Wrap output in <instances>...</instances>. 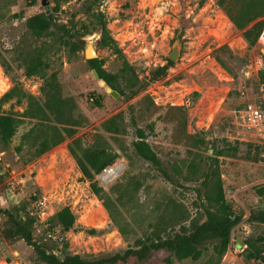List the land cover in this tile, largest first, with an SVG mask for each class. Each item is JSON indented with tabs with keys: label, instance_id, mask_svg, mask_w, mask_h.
Masks as SVG:
<instances>
[{
	"label": "rangeland",
	"instance_id": "rangeland-1",
	"mask_svg": "<svg viewBox=\"0 0 264 264\" xmlns=\"http://www.w3.org/2000/svg\"><path fill=\"white\" fill-rule=\"evenodd\" d=\"M84 2L60 0L58 21L66 23L74 19L79 24L89 21L87 14L83 13ZM198 3L199 0H98L94 5L104 15L111 37L140 77L147 75L152 67L167 62L175 41L181 45L179 57L167 69L165 77L150 81L142 93L125 99L112 97L103 89V82L93 78L83 50L72 54L64 47L58 48L51 37L37 39L31 34L25 19L44 10L40 0H0V60L11 66L10 72L5 73L0 65V96L18 83L25 92L41 97V79L25 76L21 65L22 55L44 41L50 65L47 72H58L63 96L72 97L76 103L81 124L74 137L80 139L81 144L90 143L94 133L102 132L100 125L106 118L130 104L136 111L138 104L135 101L147 95L159 107L149 119L156 120L154 131L158 135L154 141L161 151L160 157L167 156L172 162L181 158L188 160L192 158L188 148L182 144L177 146L168 138L170 130L165 128H169L170 123L157 118L164 114L168 105L186 106V132L204 133L206 139L221 138L238 146L235 154L221 156L218 161L225 198L232 209L242 215L230 229L227 250L218 264H264V222L259 218L264 217V139L253 138L234 120V111L253 98L259 85L264 83V42L257 40L254 45H248L217 6L216 0H204L200 6ZM49 5L51 9L55 0H49ZM182 12L195 25L177 36L175 29ZM92 34L101 35L97 29L84 36ZM222 45H227L229 53L240 57L243 64L223 53L221 57L232 71L221 66L212 52ZM96 48L98 58L104 61L103 67L111 72L117 71L121 58L99 42H96ZM194 91L199 92L197 97L192 95ZM10 103L3 107L13 113L23 111L25 106L24 100L20 105L11 106ZM27 128L28 124L22 126L8 145L0 142V209L7 208L10 203H23L27 211L35 214L41 210L36 203L42 200L43 213L40 216L35 214V235L47 247H59L67 242L70 252L81 254L88 260L123 254L128 246H134L137 239L151 230L150 223L155 222L157 216L154 208L166 200L165 193L175 199H184L190 212H194L193 196L189 191L181 187L174 190L173 185L156 178L152 180L148 194L141 191L125 206L118 204L117 223L113 222L102 201L82 178L67 147L71 139L66 138L29 160L33 150L28 145L20 153L14 150L20 134ZM104 137L110 140L107 133ZM247 142L256 143L259 147L252 146L247 151ZM211 152L210 147H202L201 154L194 156L199 169H206ZM114 164L119 166L117 176L107 183L98 180L106 189L119 181L122 173H133L143 168L138 162L129 163L123 155ZM64 205L74 213L78 228H96L99 230L97 234L72 230L61 233L56 228L55 231L63 238L55 241L47 237L44 220L47 221ZM2 226L0 214V231ZM247 238L253 247L259 248V255L255 258L248 259L244 251L246 244L243 243ZM206 247L198 260H177L169 252L161 250L148 254L142 260L132 255L126 261L118 260L114 264H204L215 257L212 245ZM54 252L58 253V250L54 249ZM0 264L44 263L24 241L5 239L0 233Z\"/></svg>",
	"mask_w": 264,
	"mask_h": 264
},
{
	"label": "trees",
	"instance_id": "trees-1",
	"mask_svg": "<svg viewBox=\"0 0 264 264\" xmlns=\"http://www.w3.org/2000/svg\"><path fill=\"white\" fill-rule=\"evenodd\" d=\"M59 1L55 0V5L49 13L42 9L28 15L25 19L26 27L35 38L51 37L58 48L64 47L72 54L83 50L82 36L99 29L101 46L110 48L121 58L120 66L117 71L111 72L103 67L104 61L101 58L87 59L85 62L90 70L94 68L99 78L119 93V97L131 99L139 95L150 81L165 77L167 69L173 65V61L168 58L165 64L152 67L147 75L140 77L111 37L102 12L94 8L98 0H84L83 13L87 14L89 21L80 24L74 19L66 23L58 21ZM203 1L199 0L198 5ZM216 4L240 31L248 45L257 43L264 27V0H216ZM194 25L191 18L182 12L175 29L176 35L181 36L185 29ZM227 48V45H222L214 49L212 54L216 61L229 70L221 57V54L226 53L230 59L243 64L244 61L229 53ZM46 50L43 41L22 55L21 66L25 76L41 79V97L25 92L18 83L0 96V142L4 146L8 145L20 128L28 124V128L20 134L14 150L20 153L24 146L28 145L33 150L29 159L31 160L70 138L67 147L82 178L88 182L91 192L102 201L110 219L115 223L119 213L118 204L125 206L126 202L131 201L133 196L141 191L148 194L150 184L156 178L167 181L173 185V189L181 187L189 191L193 196L191 204L194 206V212H190L183 202L184 199H175L171 194L165 193L166 200L154 208L157 216L155 222L150 223L151 230L143 238L137 239L134 246H128L123 254L116 253L98 260H88L81 254L70 252L67 242L54 248L40 242L35 235L36 215L27 211L23 203H10L7 208L0 209L3 217L1 235L5 239L24 241L34 249L37 259L44 264H114L118 260L126 261V258L132 255L142 260L148 254L161 250L169 252L177 260H198L208 244L212 245L215 257L204 264H218L227 250L230 229L242 217L232 209L225 198L218 161L221 156L235 154L238 146L221 138L206 139L204 133L186 132L187 107L168 105L164 114L157 118L170 123V127L165 128L170 130L168 138L174 140L177 146L185 145L192 158H181L172 162L167 156L160 157L161 151L154 141L158 135L154 131L156 120L149 119L159 107L147 95L135 101L138 104L136 111L132 110L130 104L111 115L101 122L102 132L94 133L90 143L81 144L80 139L74 137L77 127L81 124L76 112V103L72 97L63 96L58 72H47L50 65ZM0 65L5 73L10 72L11 66L7 61L0 60ZM192 95L197 97L199 92L194 91ZM23 100L25 106L21 112L13 113L3 107L10 102L11 106L20 105ZM95 100L100 105V102ZM142 121H146L144 125H140ZM105 133L110 140L104 137ZM208 145L212 149L211 154H208L210 163L206 169L201 170L196 166L194 156L201 154L202 147L208 149ZM246 146L247 151L252 146L259 147L251 142H247ZM121 155L129 163L138 162L143 168L133 173H122L119 181L106 189L98 181L97 175L104 167L114 164ZM259 218L264 222L263 216ZM46 223L48 228L53 231L57 228L61 233L72 230L95 235L99 231L96 228H78L76 217L68 205L55 211ZM116 226L123 233L122 228L118 224ZM243 244H246L244 251L248 259L259 255V248L253 247L248 238ZM54 249H57L58 253H55ZM167 261H171V258H167Z\"/></svg>",
	"mask_w": 264,
	"mask_h": 264
},
{
	"label": "built area",
	"instance_id": "built-area-1",
	"mask_svg": "<svg viewBox=\"0 0 264 264\" xmlns=\"http://www.w3.org/2000/svg\"><path fill=\"white\" fill-rule=\"evenodd\" d=\"M258 39L264 42V27L261 30ZM234 120L237 125L250 133L253 138L264 139V83L260 84L257 93L247 101L242 107L234 111ZM119 166L112 164L104 167L97 175V179L104 183L112 181L118 174ZM43 201L38 200L36 206L40 211H36V215L43 213ZM32 213V212H31ZM45 234L47 237L60 241L63 236L55 230L48 228L44 220ZM262 263V261H260Z\"/></svg>",
	"mask_w": 264,
	"mask_h": 264
},
{
	"label": "water",
	"instance_id": "water-1",
	"mask_svg": "<svg viewBox=\"0 0 264 264\" xmlns=\"http://www.w3.org/2000/svg\"><path fill=\"white\" fill-rule=\"evenodd\" d=\"M40 3L44 8L45 13H49L50 11L49 0H40ZM100 37L101 35L97 37L96 34L88 35L86 37L85 36L81 37V43L83 46V56L85 60L98 58V55L96 53V50H97L96 42L100 43ZM180 49H181L180 43L178 41H175L172 45L170 52L168 53V58L171 59L172 61H176L179 57ZM90 71L95 80L103 82V89L107 93H109L114 98H118L119 93L116 90L112 89L103 80H101L94 68H92Z\"/></svg>",
	"mask_w": 264,
	"mask_h": 264
}]
</instances>
